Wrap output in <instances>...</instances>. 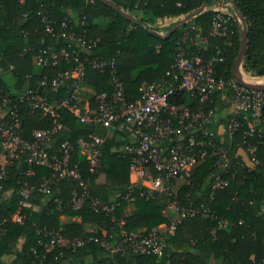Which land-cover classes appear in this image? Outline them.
Wrapping results in <instances>:
<instances>
[{
    "label": "trees",
    "instance_id": "trees-1",
    "mask_svg": "<svg viewBox=\"0 0 264 264\" xmlns=\"http://www.w3.org/2000/svg\"><path fill=\"white\" fill-rule=\"evenodd\" d=\"M110 1L136 20H130L101 0H0V69L3 67L0 70V104L5 96L12 104L27 84L32 86L44 76L52 77L69 67L65 62L58 67L52 64L37 66L36 53L25 50L28 46L38 50L62 46L64 43L61 38L44 32L38 14L40 10L45 11L48 19L57 24L70 18L76 35L84 33L87 39H96L90 56L115 57L129 101L139 97L138 87L143 81H157L169 69L176 52L175 41L184 30L193 25L197 29L196 33L198 30L208 33L214 15L213 8L219 5L225 9L231 27L227 36L211 37L203 57L213 55L214 48L220 47L225 59L217 63L215 72L225 79L232 77V63L240 50L242 25L238 18L243 16L247 30V51L240 65L241 70L249 77L264 76V0ZM202 6L204 9L201 12L187 22L182 21L183 16ZM166 22H169L167 27L163 25ZM57 24L58 31L60 27ZM165 34L168 36L164 38ZM194 48L191 46L188 53ZM108 79L107 71L101 72L88 66L85 68L83 86L89 88L90 93L86 94L88 100L92 101L95 93L109 91ZM170 84L175 85L176 82L170 80ZM64 96L65 91L61 90L57 96L51 94L49 102ZM173 101L192 108L196 105L193 97L180 90ZM20 119V131L27 138L34 129L52 126V118L40 111L28 113L22 110ZM62 124L63 128L52 136L53 145L63 141L75 145L80 136L86 137L89 133L82 124L69 128L63 119ZM244 128L246 121L242 119V126L233 137L241 151L249 155L248 161L244 163L235 157L243 166L231 167L235 178L213 193L208 206L215 217L197 215L184 218L166 238L167 245L161 255H132L134 264H264V132L260 136L246 137ZM248 145L257 147L255 154L260 163L250 158ZM230 156L234 157L232 154ZM75 164L89 181L92 196L110 202L114 198L121 199L128 191L129 154L105 151L102 146L100 166L94 172H89L86 160L75 146L71 165ZM25 170L26 166L22 162L12 165L4 186L5 190H12L9 199H3L0 191V264H61L66 259H72L76 264H115L102 246L88 240L90 236L105 235L103 227L108 216L93 211L88 205L75 211L55 202L56 199L66 201L71 191L79 189L74 181H56L46 199L36 193L32 203L37 209L27 208L22 223L11 220L16 209L15 191L19 183L29 181L36 185L42 177L50 175L44 166H36L33 176L20 174ZM217 172L213 159L207 158L196 164L186 181L175 186L180 201L206 203L213 192L210 176ZM101 176L105 178L104 182L98 181ZM242 178L244 180L238 184ZM132 190V199H122L116 209L119 216L123 215L128 232L146 235L152 227L169 221L170 216L164 213L167 205L164 194L146 200L139 196L137 186L132 187ZM129 201L133 202V210L126 215L124 205ZM74 216H79L80 221L72 220ZM219 220L226 221L227 227L218 228ZM86 224H95L97 229L86 231ZM46 231H58L63 237L60 244L49 251L45 248L49 241ZM77 237L86 241L80 248L71 251L65 240ZM42 257L44 261L41 262Z\"/></svg>",
    "mask_w": 264,
    "mask_h": 264
},
{
    "label": "built area",
    "instance_id": "built-area-1",
    "mask_svg": "<svg viewBox=\"0 0 264 264\" xmlns=\"http://www.w3.org/2000/svg\"><path fill=\"white\" fill-rule=\"evenodd\" d=\"M213 11L208 33L204 34L199 30L196 33L197 29L193 25L184 30L175 41L176 52L169 69L157 81H143L138 87L139 97L134 101L126 99L115 57L90 56L96 39H87L84 33L76 35L68 17L57 24L48 19L45 11L38 12L44 32L61 38L64 43L62 46L38 50L28 46L25 50L36 53L37 66L52 64L58 67L65 62L69 67L52 77L44 76L32 86L27 84L13 99L12 104L7 96L3 97L0 104L2 198L9 199L12 193V190H5L4 186L10 167L15 163L25 164L26 170L20 174L27 176L34 175L36 166H44L50 171V175L42 177L36 185L29 181L19 183L15 191L16 209L11 215L13 222L22 223L27 208L35 211L37 207L32 202L36 193L43 195L44 199L48 198L51 187L58 180L74 181L79 186L78 190L71 191L66 201L56 199L58 205L75 211L88 205L93 211L108 216L103 227L105 235L90 236L88 240L97 242L109 254L126 256L152 253L159 256L167 245L166 238L184 218L197 215L215 217L208 206L213 193L235 178V173L230 171L231 167H241L243 164L230 156L228 149L216 139L210 129V125L216 121L214 98L218 94H227L234 100L235 112L225 122L226 131L233 136L242 126L243 112H247L264 127V90L247 87L234 77L225 79L218 76L215 72L216 65L225 59L220 47L214 48L213 55L203 57L211 37L227 36L231 27L222 5L215 6ZM55 24L59 25L60 30L57 31ZM191 46L195 48L188 53ZM87 66L108 72L109 91L102 90L93 94L92 101L88 100L82 105ZM170 80L176 84H170ZM61 90L65 91V96L49 102L51 94L57 96ZM178 90L194 98V108L173 101ZM22 110L28 113L40 111L43 115H49L52 126L34 129L29 138L25 137L20 131ZM62 112L71 114L84 126L98 125L109 129L124 127L130 131L132 139L126 148V153L130 155V183L121 199L114 198L107 202L92 196L89 181L83 177L78 165H71V155L76 146L86 160L89 172H94L100 166L102 139L98 135L89 132L86 137L80 136L75 145L69 141L52 144L53 134L63 128ZM243 133L246 137L261 134L252 122H246ZM256 148L255 145H248L247 151L255 163H260L255 154ZM207 158L213 159L218 168V172L210 176L213 192L209 200L206 203H195L192 200L181 202L175 190L176 182L185 178L196 164ZM242 180L244 179H240L238 184ZM134 186L139 188V196L146 200L158 194L167 197L164 213L170 216L169 221L152 227L146 235L128 232L123 215L119 216L116 212L122 199H132ZM227 224L226 221L219 220L218 228H225ZM45 235L49 236V241L45 244L46 251L63 240L58 231H46ZM85 241L81 237L65 240L71 251L80 248ZM43 257L41 262L44 261ZM262 262L264 263V258Z\"/></svg>",
    "mask_w": 264,
    "mask_h": 264
},
{
    "label": "crops",
    "instance_id": "crops-1",
    "mask_svg": "<svg viewBox=\"0 0 264 264\" xmlns=\"http://www.w3.org/2000/svg\"><path fill=\"white\" fill-rule=\"evenodd\" d=\"M163 25L166 26L165 24ZM0 70H3L2 66ZM244 79L247 82L263 83L262 80L264 81V76L259 78H254V77L247 78V76L245 77L244 75ZM83 87H85V85ZM85 96L86 94L82 92V99H85L82 105H85L86 102H88V98L87 96L86 97ZM235 107H236L235 102L230 95L227 94L216 95L213 101V109L215 111L216 121L210 125V129L215 134L216 139L228 149L230 154H232L234 157L240 159L245 163L248 161L249 155L241 151L240 146L238 143L235 142L234 137L231 136L225 129V122L235 112ZM241 116H242L241 118L245 120L247 123L248 122L254 123L260 132H264V127L259 123V121L254 118H251L247 112H243ZM62 118L63 120H65L66 126L69 128H74L78 124V122L74 119V117L69 113L62 112ZM85 128L89 132H93L94 134L98 135L102 139L103 149L109 152H117V153L125 154L127 145L130 143L132 139L130 131L124 127L118 129H109L103 126L93 125V126H85ZM250 158H251V154H250ZM98 181L104 182L105 178L101 176ZM127 203L124 205L125 209ZM128 214L130 213L126 212V215ZM61 218L62 220H64L63 216H61ZM72 220L80 221V217L74 216L72 217ZM85 229L95 231L97 229V226L95 224L93 225L86 224ZM110 259L115 264H134V256L132 255L125 256V255L113 253L110 254ZM4 260L6 262H9L8 258H5ZM68 263L76 264V262L72 259H66L61 264H68Z\"/></svg>",
    "mask_w": 264,
    "mask_h": 264
},
{
    "label": "water",
    "instance_id": "water-1",
    "mask_svg": "<svg viewBox=\"0 0 264 264\" xmlns=\"http://www.w3.org/2000/svg\"><path fill=\"white\" fill-rule=\"evenodd\" d=\"M109 5H111L115 10H117L118 12L122 13L123 15H125L127 18H129L130 20L135 21L136 19L125 13L119 6H117L116 4H114L112 1L110 0H101ZM234 2V0H231ZM204 9V6L200 7L199 9L193 10L191 12H189L187 15L182 17V21L183 22H187L188 20H190L194 15H196L197 13L201 12ZM239 21L241 22V30H240V50L238 55L236 56V58L234 59L233 63H232V77H234L239 83L250 87V88H254L257 90H264V83H253V82H247L242 74L239 71V67L242 63V60L246 54L247 51V30H246V25H245V20L243 18V16H239ZM170 32H168L169 34ZM168 34H165L163 37H167Z\"/></svg>",
    "mask_w": 264,
    "mask_h": 264
},
{
    "label": "rangeland",
    "instance_id": "rangeland-1",
    "mask_svg": "<svg viewBox=\"0 0 264 264\" xmlns=\"http://www.w3.org/2000/svg\"><path fill=\"white\" fill-rule=\"evenodd\" d=\"M165 27H167L169 25V22H166L165 23ZM239 71L241 72V74L245 75V77L247 76V78H250L248 75H246L242 70H241V67H239ZM262 82L264 83V81L262 80ZM82 91L85 93V94H89L90 91H89V88L88 87H83L82 88ZM190 173V172H189ZM188 173V175H189ZM188 175L186 177H188ZM186 177L185 178H182L180 180H178L176 183H177V186H179L180 184L184 183L186 181ZM176 186V185H175ZM126 212L127 213H131V211L133 210V202L132 201H129V203H127L126 205ZM70 262V261H69ZM69 264V263H68Z\"/></svg>",
    "mask_w": 264,
    "mask_h": 264
}]
</instances>
